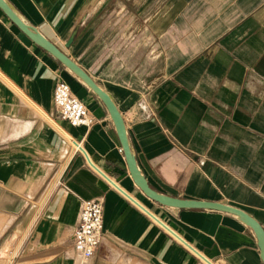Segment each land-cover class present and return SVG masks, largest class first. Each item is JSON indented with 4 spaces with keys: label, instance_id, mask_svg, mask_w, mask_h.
Masks as SVG:
<instances>
[{
    "label": "crops",
    "instance_id": "0c3cea01",
    "mask_svg": "<svg viewBox=\"0 0 264 264\" xmlns=\"http://www.w3.org/2000/svg\"><path fill=\"white\" fill-rule=\"evenodd\" d=\"M5 2L110 96L153 190L264 230V0ZM59 79L93 124L59 116ZM93 198L104 232L83 258L72 231ZM0 264L264 263L239 216L146 196L104 103L0 9Z\"/></svg>",
    "mask_w": 264,
    "mask_h": 264
},
{
    "label": "water",
    "instance_id": "95a60500",
    "mask_svg": "<svg viewBox=\"0 0 264 264\" xmlns=\"http://www.w3.org/2000/svg\"><path fill=\"white\" fill-rule=\"evenodd\" d=\"M0 9L2 12L35 44L43 48L45 51L54 56L62 64L68 67L74 74H76L83 82L91 88V90L100 98V100L106 106L110 117L115 125L116 132L125 156V160L129 169V173L134 181V183L142 190V192L149 198L168 206H174L178 208H208L214 210H220L229 212L239 216L244 223L249 225L257 238L258 247L260 249V254L262 261L264 263V230L260 224L252 218L249 214L243 210L233 207L227 204L214 202V201H203V200H193V199H182L165 194H161L153 190L148 184L145 178L141 175L140 171L136 166L134 157L132 156L126 134L123 126L122 118L117 110L114 102L110 96L101 89L90 77L89 75L79 67L74 61L67 57L61 50H59L54 44H52L48 39H46L36 28L25 23L21 18L12 10V8L5 2V0H0Z\"/></svg>",
    "mask_w": 264,
    "mask_h": 264
},
{
    "label": "built area",
    "instance_id": "2783aa9c",
    "mask_svg": "<svg viewBox=\"0 0 264 264\" xmlns=\"http://www.w3.org/2000/svg\"><path fill=\"white\" fill-rule=\"evenodd\" d=\"M53 103L59 116L71 126L93 124L85 104L78 99L68 83L57 80L53 87ZM103 203L101 199H84L72 231V244L77 254L91 257L103 237Z\"/></svg>",
    "mask_w": 264,
    "mask_h": 264
}]
</instances>
